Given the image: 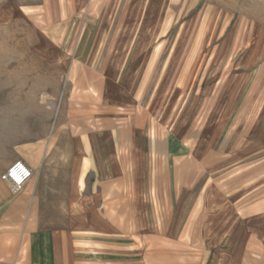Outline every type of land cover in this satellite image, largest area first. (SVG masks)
<instances>
[{
	"label": "rangeland",
	"instance_id": "rangeland-1",
	"mask_svg": "<svg viewBox=\"0 0 264 264\" xmlns=\"http://www.w3.org/2000/svg\"><path fill=\"white\" fill-rule=\"evenodd\" d=\"M44 141L40 168L70 193L78 177L92 209L36 212L13 193L1 234L71 232L73 264L118 239L139 264L259 248L264 0H0V179Z\"/></svg>",
	"mask_w": 264,
	"mask_h": 264
},
{
	"label": "crops",
	"instance_id": "crops-1",
	"mask_svg": "<svg viewBox=\"0 0 264 264\" xmlns=\"http://www.w3.org/2000/svg\"><path fill=\"white\" fill-rule=\"evenodd\" d=\"M48 141L33 145L31 150L36 154V159H19L23 160L28 166H30L34 175L32 179L26 184L24 189L19 192L20 198L26 200L32 206V211L40 212L47 210H59V211H91L82 206L86 201L79 199L81 191L77 187L78 177L75 178V187L72 192H69L68 188L62 189L61 177H54L51 173L40 168L41 161L46 157ZM55 151L52 150L48 155V159H54ZM17 193V194H19ZM11 185L9 182L0 179V211H12L13 202L18 197H13ZM14 194V195H17ZM75 198V199H74ZM50 206V207H45ZM24 226L23 224L21 225ZM61 232V233H60ZM56 234L51 230H30L28 233L20 234L12 237L9 235L0 233V264H73V256L77 253V243L80 242L71 232L60 231ZM107 241L101 243V264H139L138 256L140 253L134 251V247H130L129 243L124 240L119 241ZM15 243L17 245H27L24 248L15 252L5 250L3 245L7 243ZM56 246L59 248L61 255L65 257L57 262L52 258L50 246ZM21 247V246H20ZM19 249V248H18ZM257 254L258 257H253V254ZM66 256L69 257V261H66ZM65 259V260H64ZM131 261V262H130ZM204 264V263H203ZM231 264H264V236L261 238L260 247L246 246L244 254H238Z\"/></svg>",
	"mask_w": 264,
	"mask_h": 264
},
{
	"label": "built area",
	"instance_id": "built-area-1",
	"mask_svg": "<svg viewBox=\"0 0 264 264\" xmlns=\"http://www.w3.org/2000/svg\"><path fill=\"white\" fill-rule=\"evenodd\" d=\"M34 175L33 169L23 160L12 163L1 175V179L11 185L14 194L21 192Z\"/></svg>",
	"mask_w": 264,
	"mask_h": 264
}]
</instances>
